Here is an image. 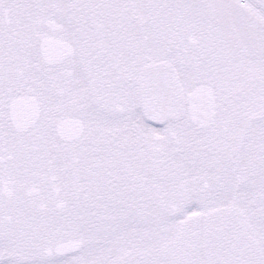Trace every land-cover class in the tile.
Here are the masks:
<instances>
[{
    "label": "snow or ice",
    "instance_id": "snow-or-ice-1",
    "mask_svg": "<svg viewBox=\"0 0 264 264\" xmlns=\"http://www.w3.org/2000/svg\"><path fill=\"white\" fill-rule=\"evenodd\" d=\"M0 264H264V0H0Z\"/></svg>",
    "mask_w": 264,
    "mask_h": 264
}]
</instances>
